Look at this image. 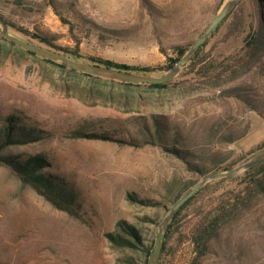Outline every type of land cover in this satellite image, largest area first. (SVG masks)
<instances>
[{
  "label": "rangeland",
  "instance_id": "1",
  "mask_svg": "<svg viewBox=\"0 0 264 264\" xmlns=\"http://www.w3.org/2000/svg\"><path fill=\"white\" fill-rule=\"evenodd\" d=\"M229 1L147 0L148 9L141 0H6L0 2V13L30 33L51 37L55 46L72 48L78 41L83 58L163 66L166 56H175V46L190 47ZM235 12L211 32L195 60L183 64L160 88L93 83L0 39V110L22 112L50 133L49 139L17 153L44 152L78 185L82 197V218L69 216L0 166V264H127L122 261L126 255L141 264L138 253L112 247L104 234L124 220L139 228L147 243L156 238L173 195L205 178L158 147L70 140L68 129L100 119L129 128V116L159 114L179 128L193 164L212 167L214 159L226 160L218 167L229 171L264 154V149L252 153L255 146L264 145V114L229 95L233 87L252 86L253 94L264 100L262 70L253 69L231 82L228 77H201L202 68L213 66L219 72L240 53L248 27L255 22L253 0H241ZM2 33L0 24V37ZM6 33L26 42L8 28ZM170 70L145 76L159 78ZM243 172L204 183L182 217L235 188ZM127 192L163 207L131 202ZM169 244L176 245V234ZM186 247L178 248L172 264L186 257ZM202 264H264V199L224 230Z\"/></svg>",
  "mask_w": 264,
  "mask_h": 264
},
{
  "label": "trees",
  "instance_id": "2",
  "mask_svg": "<svg viewBox=\"0 0 264 264\" xmlns=\"http://www.w3.org/2000/svg\"><path fill=\"white\" fill-rule=\"evenodd\" d=\"M6 0H0L3 2ZM142 4L148 8L147 0H141ZM256 9L255 22L248 27L243 46L239 54L230 63L225 64L219 72L213 66L201 69V77L204 81L218 80L224 77L227 82L235 81L248 74L253 69H261V76L264 77V8L262 0H253ZM262 2V3H261ZM52 4V1H51ZM237 9V6L213 29L216 30L225 20L229 18ZM56 10V9H55ZM236 13V12H235ZM234 13V14H235ZM0 21L10 30L20 34L27 43L33 44L37 41L44 45L41 48L61 54L73 61L99 66L102 68L113 69L137 75H151L157 72H165L172 69L177 61L188 51L187 46H175L173 48L174 57L166 56V63L163 66H129L119 64L109 60L97 57L83 58L79 54V42L76 41L72 48H61L52 43L51 37H45L39 33H30L14 21L3 16L0 13ZM237 23V22H236ZM234 23V25H236ZM95 25V24H92ZM98 29H101L99 26ZM71 32V26L68 27ZM1 40L22 49L25 53L36 56L41 60L56 65L57 67L68 71L69 73L90 80L93 83H103L118 85L124 88L130 87H152L160 88L164 85L152 84H132L110 80L90 74L80 73L66 67L64 64L42 58L14 42L0 37ZM76 39V38H74ZM205 45V42L195 51L187 63H191L198 56L199 49ZM186 63V64H187ZM185 65V64H184ZM262 65V66H260ZM223 81V83H227ZM252 86L233 87L229 95L240 100L249 110L258 114H264V100L253 94ZM126 98V96H124ZM110 97V94L108 96ZM129 128H124L120 122L100 119L97 121H88L86 124L68 129L65 133L66 138L70 140H85L116 143L119 146H129L133 148H142L151 145L170 153L174 157L185 162L190 171L197 172L201 178L208 174L226 171L228 167L222 170L219 165L226 160L220 161L214 159L212 167L204 164H193L190 157L193 155L189 151V144L185 143L180 134L179 128L169 121L166 116L151 114L148 118L145 116H129L125 121ZM50 138V133L41 128L37 122L22 112L11 111L2 112L0 110V166L12 170L24 186L31 188L36 194L48 202L54 209L64 212L69 216H81V190L74 183L72 178L58 171L54 166L52 159L48 158L44 152H35L34 154H18L17 150L24 146L37 144ZM230 140V139H229ZM264 145L259 144L254 147L253 152H260ZM234 162L228 166L233 165ZM227 178L218 181H224ZM195 183L186 186L185 192H178L167 202L164 210L168 211L169 206L187 193ZM201 191H197L183 206L179 208L175 216L167 225L163 234L162 249L157 264H172L178 248L186 245V257L180 261V264H202V261L212 253L216 245L221 240L224 230L237 222L239 217L249 213L254 206H257L264 199V163L258 164L243 172L240 181L233 189H226L213 198V201L200 206L194 212L182 217V214L190 204L195 200ZM127 200L138 203L142 206L163 207L162 203L150 200L148 198H139L134 192L126 193ZM80 213V214H79ZM149 220V218H145ZM150 221V220H149ZM115 229L104 234L108 243L121 251L130 254L138 253L140 263L147 264L148 258L153 249L155 238L148 240L143 238L142 232L136 226L128 224L124 220H118ZM176 234V245L169 244L172 236ZM172 247L174 249H172ZM127 264H139L125 257Z\"/></svg>",
  "mask_w": 264,
  "mask_h": 264
},
{
  "label": "water",
  "instance_id": "3",
  "mask_svg": "<svg viewBox=\"0 0 264 264\" xmlns=\"http://www.w3.org/2000/svg\"><path fill=\"white\" fill-rule=\"evenodd\" d=\"M240 1L241 0H232L225 3L224 6L221 8V10L218 12V14H216L213 17L209 25L203 30V32H201L199 37L190 45L188 51L177 61V63L173 66V68L170 71H168L164 76L159 78H153L145 75L131 74L127 72L102 68L99 66H92V65L73 61L61 54L47 51L43 48H40L38 46L24 42L23 40L8 35L6 33V29H7L6 26L1 21L0 24L3 27L2 35L4 38L14 42L15 44L19 45L25 50H28L42 58L51 61L60 62L64 64L66 67L73 69L77 72L90 74L119 82H125V83L159 85L171 80L178 73L179 68L190 60V58L193 56L195 51L207 40L213 29L238 5ZM261 163H264V154L259 155L254 159L250 160L249 162L241 164L238 167L233 168L229 171L220 174L206 176L199 183H197L191 190H189L186 194H184L181 198H179L170 208L168 215L158 227V233L155 238V243L151 251V254L148 258L147 264H157L162 249L163 234L165 232L167 225L175 216L179 208L183 206L204 183H206L207 181L220 180L223 178L233 176L241 171L248 170Z\"/></svg>",
  "mask_w": 264,
  "mask_h": 264
}]
</instances>
